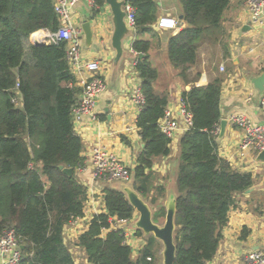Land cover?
Listing matches in <instances>:
<instances>
[{
    "label": "trees",
    "instance_id": "obj_1",
    "mask_svg": "<svg viewBox=\"0 0 264 264\" xmlns=\"http://www.w3.org/2000/svg\"><path fill=\"white\" fill-rule=\"evenodd\" d=\"M94 1L96 15L106 0ZM131 1L137 10V31L155 32L158 1ZM179 1L187 26L169 38L167 54L185 83L191 84L181 97L193 114V126L179 143L175 264H209L238 194L250 190L255 177L233 168L219 153L214 130L222 119L223 77L197 86L199 75L190 80L187 74L197 62L200 47L220 40L231 0ZM60 25L54 0H0V234L8 228L16 230L23 252L19 264H76L64 230L71 220L84 216L87 200V187L76 176L84 162V144L74 125L83 87L67 57L68 42L32 44L28 53L25 46L33 33L55 32ZM132 47L138 53L135 67L146 97L137 118L145 146L132 168L133 187L156 206L153 217L159 222L166 217V207L159 204L166 188L156 184L159 175L152 167L157 158L172 151L171 139L159 126L170 95L155 88L159 72L150 60L152 42L136 39ZM60 165L73 168L74 174L67 175ZM103 192L106 211L93 216L77 241L88 261L158 264L162 244L154 235L146 236V245L135 255L123 230L112 228L113 217H134L126 193L112 186ZM136 234L145 235L140 229Z\"/></svg>",
    "mask_w": 264,
    "mask_h": 264
},
{
    "label": "crops",
    "instance_id": "obj_2",
    "mask_svg": "<svg viewBox=\"0 0 264 264\" xmlns=\"http://www.w3.org/2000/svg\"><path fill=\"white\" fill-rule=\"evenodd\" d=\"M157 1L160 6L159 18L167 15L175 17L180 23L178 29L159 30L154 27L156 22L152 26L155 32L150 33L158 35L157 40H151L149 32H144L146 34L141 35V39L154 41L150 60L159 72L155 88L158 92L169 93L168 107L175 109L178 114V102L182 92L190 90L191 84H186L179 74L180 69L169 62L167 46L169 38L185 28L187 23L179 0ZM74 17L77 19L76 24L85 21L92 23V42L90 45L87 44L84 34L81 39V52L84 63L99 60L102 67L100 75L107 83L106 91L99 95L95 116L86 115L80 121L74 122L75 130L82 137L84 144L82 153L84 162L82 169H77L76 176L87 190L95 187L99 193L86 200L84 218L71 222L64 231L65 243L69 246L76 264H91L85 250L77 241L79 236L87 230V224L93 216L100 210L106 211L100 194L106 186L124 190L133 185L132 178L129 181H98L97 183L92 175L91 148L97 144H104L125 163L133 168L136 166L137 157L144 143L137 128L139 109L131 101L130 95L133 88L141 86L143 81L133 65L138 55L133 50L132 44L138 38L132 32L135 33L137 30L131 31L123 39V51L119 54L112 46L114 23L109 7L103 13L95 15L82 1L76 7ZM222 29L223 34L218 42L205 43L200 47L197 62L188 70V77L194 80L199 75L197 86H206L216 77H223L222 119L228 120L230 115L240 113L248 116L255 123H264V112L260 107L263 93L254 84V80L264 74V30L250 23L246 0H231L224 12ZM32 35L25 42L27 53L35 42ZM165 54L167 60L164 58ZM222 66L223 70H221ZM74 73L80 86L82 78L89 76L84 68ZM128 128H131V131L127 130ZM220 132L221 128L217 135L220 155L227 159L233 168L252 172L255 185L245 193L238 194L236 205L229 213L221 244L209 264H244V257L248 251L264 250V162L258 160V155L253 149L241 150L240 141L243 130L240 127L232 125L228 120L222 137ZM182 133L179 132L171 153L157 158L152 167L154 173L159 175L156 184H163L166 188L165 197L159 201V204H163L166 208L177 196L176 172L179 164V143L184 134ZM173 166L175 174L169 175ZM143 199L150 204L144 197ZM151 206L156 210V206ZM137 217L138 214L135 211L134 221ZM243 234L245 237H242ZM146 239L145 235L140 236L136 232L129 237L128 243L133 247L135 255L146 245Z\"/></svg>",
    "mask_w": 264,
    "mask_h": 264
},
{
    "label": "built area",
    "instance_id": "obj_3",
    "mask_svg": "<svg viewBox=\"0 0 264 264\" xmlns=\"http://www.w3.org/2000/svg\"><path fill=\"white\" fill-rule=\"evenodd\" d=\"M87 1L91 8L95 7L94 0ZM118 1L123 2L122 9L125 12V21L128 28L131 31L137 30V10L132 1ZM81 2L82 0H54V8L61 22L60 28L55 32L38 31L32 35L34 41H45L46 44L63 40L67 41V57L72 70L75 72L84 68L89 74L87 78L85 77L81 80L83 91L80 103L74 109V122L80 121L86 115L94 117L99 95L107 89L106 80L100 75L102 67L99 60H90L86 63L83 60L81 52V39L85 34L82 28L83 22L76 24L77 19L74 17V11ZM246 6L250 14V23L264 30V0H246ZM179 24L175 17L167 15L160 17L154 27L159 30L169 29L175 31L178 29ZM135 53L138 55L137 52ZM136 63L137 60L133 62V65H136ZM223 69L224 67L222 66L221 70ZM130 99L136 105L137 109H139L140 113L146 103L142 85L133 88ZM14 102L16 104L19 103L18 99H14ZM260 107L264 112V92L260 100ZM177 112L178 114L175 109L167 107L164 116L159 122L161 131L171 139V148L178 139L179 132L185 133L193 126V114L182 97L178 102ZM228 120L232 125L240 127L243 130L240 141L241 150L253 149L257 155L264 150V123H255L248 116L240 113L230 115ZM220 128V125L215 128L214 131L216 134H218ZM127 130L131 131V128ZM139 136L141 137V135ZM90 160L92 175L97 183L98 181H129L132 178L133 167L125 163L115 152L104 144H97L91 148ZM82 166H79L78 169H82ZM94 189L95 187H90L87 190V199L99 193ZM100 195H102L104 201V192ZM100 212H104V210H100ZM80 218L83 219L84 217ZM77 219L79 218H75L71 222ZM134 219V217L131 219L113 217L112 228L123 230L126 242H129V237L137 231L131 226ZM89 223L87 226H89ZM22 258V245L16 230L14 228L4 230L0 234V264H19ZM244 264H264V250L257 249L248 251L244 257Z\"/></svg>",
    "mask_w": 264,
    "mask_h": 264
},
{
    "label": "water",
    "instance_id": "obj_4",
    "mask_svg": "<svg viewBox=\"0 0 264 264\" xmlns=\"http://www.w3.org/2000/svg\"><path fill=\"white\" fill-rule=\"evenodd\" d=\"M87 6L89 11L92 13V8L89 6L87 0H82ZM106 3L110 6L111 12L113 14V23H114V32L112 35V46L118 51L119 54H122V41L123 39L130 34L131 30L128 28L125 21V12L122 9L123 2L118 0H106ZM82 28L84 30L87 44H91L93 39V28L90 21H85L82 23ZM144 29V28H143ZM45 41L35 40V45L45 44ZM144 54H140V57H143ZM255 86L259 89L260 92H264V74L257 77L254 80ZM228 120L221 119V137L225 133ZM145 144H143V147ZM258 160L264 162V150L258 154ZM60 168L63 169L64 173L69 176L74 174L73 168L64 167L60 165ZM126 193L130 203L135 208V211L138 214L136 220L131 223V226L134 229H140L144 232L145 236L154 235L164 246L163 264H175L176 262V243L174 234L176 231L175 224V212H176V198H174L166 208V217L163 225L158 224L153 217L155 212L154 207L148 204L143 197L132 187H126L124 190H121ZM177 197V196H176Z\"/></svg>",
    "mask_w": 264,
    "mask_h": 264
},
{
    "label": "rangeland",
    "instance_id": "obj_5",
    "mask_svg": "<svg viewBox=\"0 0 264 264\" xmlns=\"http://www.w3.org/2000/svg\"><path fill=\"white\" fill-rule=\"evenodd\" d=\"M107 7L110 8V6H109L108 4H105L104 6H102V9H100V12H99V13H103ZM97 14H98V13H97ZM147 32H149V34H150L149 38H150L151 40H157L158 35H155V34L150 33V32H152V31H147ZM132 33H133V35H135L138 39H141V38H142L141 35L146 34V33H144V32H138V31H135V33H134V32H132ZM153 43H154V41L152 42V44H153ZM152 48H153V47H152ZM152 48H151L150 54H151L152 51H153ZM166 57H167V56H166V54H165V56H164L165 60H167ZM163 91H164V90H163ZM171 174H172V175L175 174V168H174V166H173V170H172V172H171L169 175H171ZM146 200H148V199H146ZM148 201H149V200H148ZM149 202H150V201H149ZM164 222H165V218H163V219L161 218L160 221L157 222V223L160 224V225H163ZM161 244H162V243H161ZM160 248H161V251H160V254H159V257H158L157 262H158V264H163V263H164V256H163L164 246H163V244H162V246H161Z\"/></svg>",
    "mask_w": 264,
    "mask_h": 264
},
{
    "label": "bare ground",
    "instance_id": "obj_6",
    "mask_svg": "<svg viewBox=\"0 0 264 264\" xmlns=\"http://www.w3.org/2000/svg\"><path fill=\"white\" fill-rule=\"evenodd\" d=\"M183 134V133H182ZM127 183V182H126Z\"/></svg>",
    "mask_w": 264,
    "mask_h": 264
}]
</instances>
